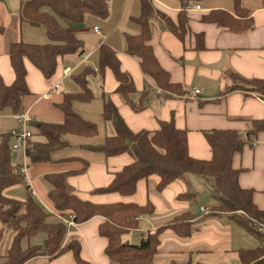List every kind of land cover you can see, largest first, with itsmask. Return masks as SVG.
Listing matches in <instances>:
<instances>
[{
	"label": "crops",
	"instance_id": "crops-1",
	"mask_svg": "<svg viewBox=\"0 0 264 264\" xmlns=\"http://www.w3.org/2000/svg\"><path fill=\"white\" fill-rule=\"evenodd\" d=\"M23 1L26 0H0V74L7 84L14 79L8 58L10 44L19 40L45 43L47 39L44 30L21 21L20 6ZM152 2L159 12L168 15L174 23L177 22V14L181 9L178 0H152ZM242 2L250 10L253 18V27L242 33H235L217 24L203 23L200 20L203 13L213 9L233 12V0H200L191 3L186 9L188 21L183 40L175 36L158 16L154 18L155 23L151 22L150 43L155 55L162 67L170 73L171 79L182 83L187 91L183 96L172 97L163 102L153 97L147 108L134 112L114 92L117 85L114 75L110 70H106L102 84L97 76L90 80V87L97 97L89 102L73 103V108L77 112L98 125L99 132L96 136L66 135L65 139L69 142V146L55 152L53 154L55 160L49 162H31L23 152L14 151L16 161L14 164L20 169L25 167L24 179L29 185L31 194L43 207L50 212L54 211L48 197L51 187L45 175L59 172L65 173L67 191L82 200L94 203L136 202L140 205L151 201L155 207L154 214L140 217L136 231L134 229V232L130 231L123 235V240L137 243L146 237L148 232L154 231L175 216L185 212L191 213L190 204L177 201L176 198L181 193L190 192L194 194L193 198H196L202 188L198 184L204 183L209 188L208 192L214 194V185L209 179L197 175H189L184 180L177 179L162 191H158L156 185L159 178L155 174L139 180L132 196H122L116 192H97V188L107 186L114 173L131 163L133 159L129 153L107 157L87 147L99 145L106 136L115 133L113 125L105 123L101 116L103 107V101L99 96L101 92L109 95L123 120L135 132L142 129L156 130L159 128L160 120H169L173 115L176 127L187 131L188 153L199 159H209L212 155L211 148L203 135L204 130L233 129L245 132L253 129L251 119H264V100L260 96L250 93L246 95L241 91H233L225 96L219 94L223 70L226 67L232 68L246 78L264 79V0H242ZM196 4L199 5V9L194 8ZM139 12L140 0H110L108 18L107 21L102 22L104 28L99 27L100 34L93 30H85L86 25L90 27L97 22L90 17L81 24L70 23L68 30L79 38L82 36L84 52L59 57L55 73L49 82L43 78L39 70L25 60L29 93L22 97L20 112H26L31 117L30 123L33 128L29 130L33 135L32 140H43L42 136L34 138L35 125L39 122L63 120V114L57 104L62 101L64 93L78 89L70 75L63 76V69L69 66L73 73L84 65L97 69L98 47L101 42H105L115 50L121 68L131 75L137 91H141L146 84L152 86L151 81L142 73L137 60L125 52V33L140 32V26L130 20L131 16L138 15ZM98 23L102 25L101 22ZM199 32L203 33V48L195 49V34ZM90 36H98L101 39L99 38L96 44ZM54 84H58V87L52 89ZM194 89H198L199 93L190 96V92ZM20 125L9 108L0 109V134L19 131ZM14 142L15 137L12 136L10 144ZM80 159L88 161L86 171L80 174L73 173L82 168L83 162ZM232 165L233 168L240 170L238 175L240 186L251 188L254 203L259 209L264 210V131L256 134V142L246 144L240 152L234 154ZM18 185L20 184L5 188L3 193L8 197L23 199L13 194ZM222 217L209 218L208 221L195 217L192 227L194 228V224L198 226L186 238H180L170 230H166L151 264L188 261L192 264H238V249L249 246H239L241 241H237L236 245L232 243L230 238L232 230H236L241 237L242 233L237 230L235 223L226 222L229 220L227 218L223 225H220L218 219ZM50 220L56 221L59 218L53 214ZM102 220L100 216L92 217L78 224L74 231H67L66 234V236L73 234L79 238L80 256L89 264H109L104 253L106 239L98 234V226ZM2 227L0 223V228ZM7 231L5 230L3 239ZM13 236L12 231L9 240ZM2 250L3 248L0 251L1 257L8 249L4 254ZM47 263L76 264L72 252H66L54 259L38 256L24 264Z\"/></svg>",
	"mask_w": 264,
	"mask_h": 264
},
{
	"label": "trees",
	"instance_id": "trees-1",
	"mask_svg": "<svg viewBox=\"0 0 264 264\" xmlns=\"http://www.w3.org/2000/svg\"><path fill=\"white\" fill-rule=\"evenodd\" d=\"M200 0H178L180 11L174 23L168 15L159 12L152 0H140V12L131 16V20L140 26L138 34L125 33V52L134 57L142 73L151 81L141 91H137L131 75L123 70L113 48L105 42L98 47V66L94 69L84 65L70 73L77 84L76 91L63 94L57 107L63 114L61 122L41 121L35 125V133L43 140L33 141V146L26 150V157L31 162L54 161L53 154L69 146L66 135L93 137L99 132L98 125L73 108L75 101L89 102L97 97L90 87V80L97 76L102 84L106 70H110L116 81L117 93L124 104L132 111L140 112L147 108L151 98L163 102L166 99L183 96L187 91L182 83L173 81L170 73L160 64L151 41V22L157 16L165 26L179 39L183 40L187 31L186 9L193 2ZM110 0H26L20 6V19L33 26H43L48 38L46 43H31L19 40L9 46L8 58L14 73V79L7 84L0 74V109L9 108L13 114L20 113L22 97L29 93L26 77L25 60H28L46 81L55 73L57 59L69 54H82L83 41L76 34L61 25L59 19L72 24H81L89 16L107 18ZM203 23H212L225 27L235 33L245 32L253 27L250 10L242 0H233V12L213 9L201 15ZM195 49L203 48V33L195 34ZM220 96L233 91L255 94L264 100V79L246 78L230 67L223 70ZM103 101L101 116L110 121L115 133L106 136L103 143L88 146L91 151L101 152L106 156L129 153L133 159L121 170L114 173L110 183L97 192H116L122 196H132L139 180L155 174L159 180L156 185L162 191L171 182L184 180L189 175L213 179L214 196L218 203L208 211L209 218H225L237 226L254 234L259 244L253 248H240L237 251L241 264H264V234L254 228L264 227V210L253 201V190L243 188L238 182L239 169L233 168L235 153L246 144L256 139V134L264 131V119L253 120V129L245 132L233 129L204 130L203 135L211 148V158L199 159L188 153L187 131L176 127L173 115L169 120H160L156 130L142 129L132 131L118 112L117 107L105 92L99 95ZM13 133L0 134V242L5 230L14 232L11 244L3 256L2 264H24L38 257L54 259L66 252H72L76 264H89L80 256L81 244L77 236H66L67 227L62 220L51 221L53 214L67 217L74 216L77 224L86 222L95 216L103 220L98 226V234L106 239L104 253L109 264H151L158 251L163 233L170 230L180 238L189 237L193 232L195 215L189 212L179 214L137 243L123 240V235L138 228L142 216H151L155 207L151 201L140 205L136 202L94 203L82 200L67 191L64 172L45 175L50 184L48 197L53 204L49 211L31 194L29 185L20 172V167L12 161ZM33 136V135H32ZM73 173L86 171L88 161ZM21 184L25 188L23 199L6 196L5 188ZM264 193V192H263ZM179 198H193L190 192L181 193ZM223 218V217H222ZM251 222V223H249ZM40 233L45 234L43 244H32L30 239ZM27 244L23 246V242ZM172 264H192L185 263Z\"/></svg>",
	"mask_w": 264,
	"mask_h": 264
},
{
	"label": "rangeland",
	"instance_id": "rangeland-1",
	"mask_svg": "<svg viewBox=\"0 0 264 264\" xmlns=\"http://www.w3.org/2000/svg\"><path fill=\"white\" fill-rule=\"evenodd\" d=\"M110 16V15H109ZM90 18H92V19H95L97 22L94 24V25H91L90 27H88V25H86V27H85V30H88V31H92V29L95 27V26H97L98 28L101 26V28H104V25L102 24V22H105V21H107V18H105V19H100V18H96V17H93V16H89ZM88 18V17H87ZM131 20V19H130ZM86 21V20H85ZM126 21V20H125ZM59 22L61 23V25L63 26V27H65L66 29H68V26L69 25H71L70 23L71 22H69V21H66V20H64V19H59ZM98 22H101V24L102 25H100ZM156 22V20H152V24L153 23H155ZM131 25H135V24H131ZM40 29H42V30H44L45 31V28L43 27V26H38ZM103 33L105 34V32L103 31ZM45 37H46V35H45ZM81 37L82 36H80V39H81ZM90 37H92V40L97 44L98 43V41L101 39V38H103V35L101 36V38L100 37H98V36H90ZM79 38V37H78ZM100 38V39H99ZM46 42H48V38L46 39V41H45V43ZM86 48V47H85ZM120 97V96H119ZM101 99V98H100ZM105 123L106 122H108V123H110L111 125H112V123L110 122V121H104ZM31 123H29L28 124V129H31V128H33L32 126L33 125H31ZM21 126V125H20ZM35 136H36V138L38 137V135H34V138H35ZM252 142H256V139L255 140H253ZM11 155H12V161H13V163L14 162H16L15 161V152H14V150H12V152H11ZM107 157H109V156H107ZM209 181L211 182V184H213L214 182H213V179L212 178H209ZM198 185H201L202 186V188L200 189V193L198 194V195H196V198H179V197H177L176 199H177V201L178 202H181V203H188V204H190V206H191V208H190V212L191 213H193V214H195L196 215V217L197 218H199L200 220H204V221H208V220H210L209 219V216H208V212H206V213H204V212H201L200 210H199V208H200V206L202 205V206H206V207H211L212 205H214V204H217L218 203V201H217V199L216 198H214V194L213 193H209L208 191H209V188H208V186H206V184H204V183H202V184H198ZM208 189V190H207ZM205 190H207V191H205ZM13 194H16L17 196H19L20 198H24V196H25V188H24V186L23 185H18L17 186V188L14 190V193ZM219 220V224L220 225H223V223H224V221H225V218H222V219H218ZM227 221H229V222H231V223H234V222H232V221H230V220H226V222ZM198 226V224H194V228H193V231H195L196 230V227ZM214 229H216V227H214ZM237 230L238 231H240V233H242L241 235H242V237L241 236H239V233L236 231V230H232V233H231V236H230V238H231V240H232V243L234 244V245H236V244H238V242L239 241H241L240 242V244H239V246H249V248H253V247H255V246H257L258 244H259V239H258V237H256L254 234H251L250 232H247L245 229H243V228H241V227H239V226H237ZM9 231V232H8ZM7 231V233H6V235H5V237H4V239H3V242L1 243V245H0V251H1V249L3 248V250H2V254H4L5 252H6V250L9 248V246H10V244H11V241H12V239H13V237H12V239L11 240H9L10 239V235L12 234V231L11 230H8ZM131 231H133V230H131ZM134 231H136V229L134 230ZM133 231V232H134ZM9 233H10V235H9ZM220 233H222V232H220ZM224 233V232H223ZM44 239H45V234H43V233H40V234H38V235H36V236H34V237H32L31 239H30V241H31V243L32 244H43V241H44ZM238 241V242H237ZM26 245V241L24 240V242H23V246H25ZM7 248V249H6ZM237 260H238V258H236ZM3 261H4V257H1V253H0V264H2L3 263ZM47 264H49V263H47ZM232 264H234V263H232ZM238 264H240V261L238 260Z\"/></svg>",
	"mask_w": 264,
	"mask_h": 264
},
{
	"label": "built area",
	"instance_id": "built-area-1",
	"mask_svg": "<svg viewBox=\"0 0 264 264\" xmlns=\"http://www.w3.org/2000/svg\"><path fill=\"white\" fill-rule=\"evenodd\" d=\"M194 8L199 9V5L196 4L194 6ZM95 33L100 34V29L95 26L92 29ZM72 72V68L67 66L63 69V76H68L70 75V73ZM58 84H54L51 88H57ZM199 93L198 89H194L193 91L190 92V96H195ZM16 119L20 122L21 124V129L19 131H14L13 132V136L15 137V142L12 144V149L14 151H18V152H23L24 154L26 153V150L29 147L33 146V141H32V133L31 131L28 129V124L31 122V117L28 113L26 112H20L18 114H15ZM26 171L25 167H22L20 169V172L22 174H24ZM200 210L202 212H208L210 210V208H207L205 206H201ZM57 217L62 220L67 227V231L72 232L76 229L77 227V223L74 221V216L73 215H69L67 217H61L60 215H57ZM253 227L256 228L259 232L264 234V227H259L256 226L254 223H252Z\"/></svg>",
	"mask_w": 264,
	"mask_h": 264
}]
</instances>
